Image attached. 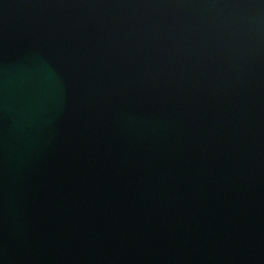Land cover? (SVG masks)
Segmentation results:
<instances>
[{
	"label": "water",
	"instance_id": "95a60500",
	"mask_svg": "<svg viewBox=\"0 0 264 264\" xmlns=\"http://www.w3.org/2000/svg\"><path fill=\"white\" fill-rule=\"evenodd\" d=\"M0 264H264V0H0Z\"/></svg>",
	"mask_w": 264,
	"mask_h": 264
}]
</instances>
